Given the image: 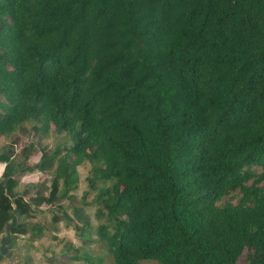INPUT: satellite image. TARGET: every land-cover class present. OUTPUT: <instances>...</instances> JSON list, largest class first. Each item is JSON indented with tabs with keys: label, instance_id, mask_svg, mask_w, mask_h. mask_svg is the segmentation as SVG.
<instances>
[{
	"label": "trees",
	"instance_id": "obj_1",
	"mask_svg": "<svg viewBox=\"0 0 264 264\" xmlns=\"http://www.w3.org/2000/svg\"><path fill=\"white\" fill-rule=\"evenodd\" d=\"M0 139L1 262L264 264V0H0Z\"/></svg>",
	"mask_w": 264,
	"mask_h": 264
},
{
	"label": "rangeland",
	"instance_id": "obj_2",
	"mask_svg": "<svg viewBox=\"0 0 264 264\" xmlns=\"http://www.w3.org/2000/svg\"><path fill=\"white\" fill-rule=\"evenodd\" d=\"M61 137H54V136H49L47 139L43 140L40 145H34L35 148L39 149L42 147H46V149L51 150L58 142H61L60 140ZM30 142L33 144H36V139L32 137V133L29 131L25 132V135H20V138L18 142L14 145V152L16 153V156L20 157V150L21 148L26 147ZM3 143V140L0 139V146ZM37 159V155L34 156L33 158H30V162H35ZM1 169L2 166L0 165V174H1ZM88 170L87 165H82L78 168V174H79V182H78V190L75 192V200L71 201L70 203H62L63 207H66L70 205H77L78 202V196L86 190L85 184L83 182V179L85 177V174ZM19 179V182H26L28 179L33 178H17ZM19 191L21 190L20 188L18 189ZM92 195L90 194L87 201L90 200ZM44 214L42 217L38 219L41 223L43 221L47 222V219L49 217L48 215V209H43ZM87 213L89 214V217L92 216L93 212V207H88L86 208ZM37 220V219H36ZM93 222V221H92ZM95 224V222H93ZM58 230L56 232L51 233L49 230L46 231L45 236L40 239L39 241H32L29 244L26 242L27 235L23 238L18 237L15 239L14 244L11 245L10 247L11 250V259H6L3 260V262L0 261V264H23L24 259L26 258L24 255L25 253L22 254L23 251H25V248L29 249V256L31 258V264H78V262H70L68 263L66 260H64L63 257L60 256V247L63 243H70L74 247L79 246L78 240L73 236V233L61 226V224H58ZM51 236H55L56 239L60 242L52 241L50 238ZM10 239H7L6 237H3L0 239V256L7 254L9 251H7L5 248L8 247L7 245L11 244ZM23 247V251H22ZM91 253L93 256L101 258L102 259V264H109L110 259L106 255L105 252L98 246V245H90L88 247V251Z\"/></svg>",
	"mask_w": 264,
	"mask_h": 264
}]
</instances>
